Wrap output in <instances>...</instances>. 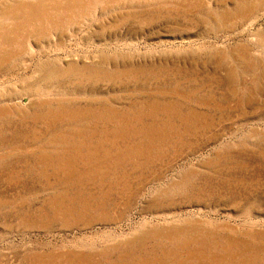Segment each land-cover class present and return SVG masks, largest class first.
Segmentation results:
<instances>
[{
    "label": "rangeland",
    "instance_id": "obj_1",
    "mask_svg": "<svg viewBox=\"0 0 264 264\" xmlns=\"http://www.w3.org/2000/svg\"><path fill=\"white\" fill-rule=\"evenodd\" d=\"M66 263L264 264V0H0V264Z\"/></svg>",
    "mask_w": 264,
    "mask_h": 264
},
{
    "label": "bare ground",
    "instance_id": "obj_2",
    "mask_svg": "<svg viewBox=\"0 0 264 264\" xmlns=\"http://www.w3.org/2000/svg\"><path fill=\"white\" fill-rule=\"evenodd\" d=\"M16 12V11H15ZM67 264V263H66Z\"/></svg>",
    "mask_w": 264,
    "mask_h": 264
}]
</instances>
